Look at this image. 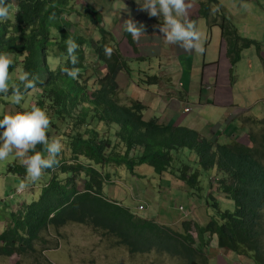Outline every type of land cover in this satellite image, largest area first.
Instances as JSON below:
<instances>
[{"label": "trees", "instance_id": "obj_1", "mask_svg": "<svg viewBox=\"0 0 264 264\" xmlns=\"http://www.w3.org/2000/svg\"><path fill=\"white\" fill-rule=\"evenodd\" d=\"M7 3L11 11L9 19L0 23V52L13 60L9 80L15 81L20 69L39 78L35 87H21L22 95L36 92L34 105L45 110L50 120L46 136L61 138L62 148L54 157L58 164L42 169L40 179L34 182L37 199L23 201L14 210L8 206L0 210V256L31 253L30 257L39 261L35 242L40 233L79 224L103 231L130 252L166 249L183 264H206L204 248L211 239L222 250L246 257L252 264H264V137L248 135L253 143L249 147L223 135L210 140L186 127L163 125L158 118L146 121L145 104L134 100L124 106L117 100L115 73L119 69L131 71L130 60L121 54L113 33L99 27L100 20L93 18L96 12L90 6H75V0ZM218 6V0L201 2L199 14L210 29L220 28L226 58L235 66L244 50L255 47L258 51L260 44L241 36L229 15L223 14L219 23L216 18L211 20L213 15H221ZM76 15L78 22L73 18ZM96 31L94 41L91 38H96ZM68 38L77 44L75 65L69 63L65 51ZM124 38L136 54L132 60L145 61L127 32ZM105 46L112 49L110 56H105ZM87 56L103 65V70L95 66L89 71L91 84L84 76ZM62 68L77 71L76 79L68 77ZM146 77L144 82L150 84L160 79L157 75ZM10 94L11 90L8 96L0 95V101L8 102ZM98 124L104 134L97 131ZM184 150L196 155V161H188ZM41 152L47 156L43 149ZM144 166L152 169L145 173L153 171L182 182L187 200L194 206L199 204L208 219H184L176 226L143 220L134 213L133 202L113 201L104 194L114 185L117 170L135 176L142 174ZM6 171L20 180L25 175L21 164ZM211 177L213 180L204 187L203 180Z\"/></svg>", "mask_w": 264, "mask_h": 264}, {"label": "rangeland", "instance_id": "obj_2", "mask_svg": "<svg viewBox=\"0 0 264 264\" xmlns=\"http://www.w3.org/2000/svg\"><path fill=\"white\" fill-rule=\"evenodd\" d=\"M186 2L189 5L188 10L192 2L189 0ZM218 2L221 15H213L211 20L216 18L219 23L223 14L231 16L241 36L260 44L261 57L257 54L255 47H250L243 51L241 61L235 66L226 60L224 54L219 60L220 40L215 43V36L217 39V35L220 33L218 28L219 31L214 32L211 49H209L212 38L210 34L209 40L205 36L201 38L200 43L203 50L201 52L194 51L192 74L189 76L190 83L188 82V92L190 91V93L186 96L183 86L177 82V68L171 66L167 69V64L170 61L168 63L165 58L162 61L153 58L148 61L130 60L128 66L131 71L127 73L125 70L119 69L115 73L114 83L121 87V91L118 90L117 92V100L124 106H130L134 100L141 101L145 104V111L147 110L143 113L146 121L161 117L159 122L163 125L168 124L174 127V124H177L176 126L197 131L198 134L210 140H215L218 135L233 140L236 138L244 146L250 147L253 143L248 135L257 138L264 137V55L262 54L264 53V0H218ZM86 4L97 13H94L93 18L96 17L98 22L100 20L99 27L104 28L108 33H113L115 41L121 37L117 36L115 31L121 28L124 18L133 16L131 18L134 20L144 16V11L139 10L134 0H75V6L83 7ZM87 11L90 13V8ZM83 17L86 19L85 16ZM73 18L78 22L77 15ZM160 19L159 16L152 18L156 24H159ZM204 23L202 25L206 28V22ZM200 31L201 27L198 29L199 33ZM93 36L96 38L91 39L95 41L98 38L97 31L93 33ZM124 44L127 45L125 41ZM222 45L224 50L225 44ZM87 46L88 44L85 46L86 53L89 55ZM158 46L164 48L162 43ZM206 47H208L207 52H205ZM128 48L131 47L128 46ZM134 56L136 57V54L133 52L132 58H135ZM171 58H173L172 62L179 64L177 60H174L175 55ZM93 59L95 58L87 56L85 60L86 71L84 72L87 73L84 76L85 78L88 77L89 84L93 82L90 79L91 73L89 71L95 66L98 70H103V65L97 64ZM160 63L162 64L160 65ZM55 64L58 65V60H55ZM205 64L208 65L203 70ZM202 72L204 82L216 85V101L220 103V106H211V104L204 102L200 106L193 104L199 103ZM146 74L149 76L157 75L162 80L159 87L157 83L144 82L148 79ZM207 86H211V90L214 89L213 85ZM204 87L206 88L205 84ZM192 91L196 93L197 100ZM155 93L167 100L165 108L155 106L153 99ZM177 94L178 98L175 97ZM22 96L23 99L18 106L30 107L36 103L35 91ZM185 97L186 103H182L180 108L181 98ZM8 99V102L0 101V113L17 109L16 105L10 103V98ZM175 103L177 104L175 115L180 114L181 116L179 120L173 122L171 120L174 113L172 107ZM184 109L189 110V112L184 113ZM234 119L235 122H240V125L239 123L233 124ZM97 131L99 134H104V128L99 124ZM55 133L58 134V132ZM223 140L228 142L227 139ZM42 149L40 144L35 146L36 151ZM184 151L186 153L183 156L188 161H196L194 158L196 155L193 156L191 152ZM20 159L14 157L13 152L5 160L0 161V210L4 206L14 210L19 203L38 197L36 183L33 186H26L30 190H26V188L18 190L21 180L6 171L12 165L20 164ZM176 163L180 164L179 162ZM149 169L152 170L148 166H144L143 170L141 169V173L146 176L142 174L132 176L130 173L129 176L123 169L117 170V176L113 179L114 185L106 188L104 194L113 201L133 202L131 207L134 213L143 220H155L161 224L176 226L180 220L184 219L191 222L208 219V216L204 217L203 209H200L199 204L194 206L187 200V192L184 191L182 182H178L171 176H157L153 171L144 172V170ZM138 171L140 172V170ZM211 180H213L212 177L204 179L203 186L208 187L207 185ZM145 194H147L146 197ZM15 201L16 203H14ZM140 205H144V209L138 211ZM180 206L183 208L182 212L178 210ZM1 231L2 226H0ZM191 232L196 238V231L192 229ZM40 235V239L35 242V249L39 252L36 258L39 261L30 257L31 253L24 256L13 254L8 257L0 256V264H183L180 257L170 256L166 249L158 247L147 252H130L126 246L115 245V238L112 240L103 231L95 230L88 225L67 224L58 229L52 227ZM206 246L204 248L206 264H252L246 257L233 255L229 251L218 248L213 239L209 240Z\"/></svg>", "mask_w": 264, "mask_h": 264}, {"label": "clouds", "instance_id": "obj_3", "mask_svg": "<svg viewBox=\"0 0 264 264\" xmlns=\"http://www.w3.org/2000/svg\"><path fill=\"white\" fill-rule=\"evenodd\" d=\"M134 2L138 5L139 10L145 11L148 16H159L162 19L159 32L162 33L166 42L171 44L180 42V46L186 50L193 49L196 52L203 50L200 43L201 35L195 29L194 22L187 18L186 10L189 5L186 0H134ZM10 11L7 0H0V23L9 19ZM12 15L14 16V12ZM122 30L135 41L141 32H144V25L126 17L123 19ZM76 48L75 41L68 38L65 51L68 54L69 63L72 65L77 63V58L73 54ZM103 51L105 56H110L112 49L105 46ZM12 63L13 60L7 53L0 52V95L8 96L9 90H11L10 103L20 105L23 99L21 87L24 90L33 88L39 78L35 74L20 69L15 81L10 82L8 69ZM61 71L72 79L77 77L75 70L62 68ZM186 112L189 110L184 109V113ZM49 124L48 114L37 105L0 113V161L5 160L13 152L14 157L21 158L19 162L24 168L25 175L18 185V190L26 188V183L37 182L41 177L42 169H50L53 165L58 164L54 157L61 151V138L46 136ZM37 144L43 145V151L47 153V156L43 155L41 151L34 150ZM139 207L137 210L141 211Z\"/></svg>", "mask_w": 264, "mask_h": 264}, {"label": "crops", "instance_id": "obj_4", "mask_svg": "<svg viewBox=\"0 0 264 264\" xmlns=\"http://www.w3.org/2000/svg\"><path fill=\"white\" fill-rule=\"evenodd\" d=\"M189 1L192 2V5L190 6V9L186 10L187 11V18L194 22L195 29L197 31L201 27V31H200L201 38H203L205 36V38L207 40H209V38H208L209 35L210 34L212 35V38L210 41V48H209V49H211L213 39H214V32H216V30H218V27H214L212 29H209L207 20L204 17L200 16V14H199L200 3L205 2L206 0H189ZM143 15L144 16H140L139 18L134 19L136 22L142 23L144 25V32H141L140 36L135 41L133 40L134 44L138 50V55L146 58L145 61H148L149 59H153V58L157 59L158 61H160V60L162 61L163 58H165V59H167L166 61H168V63L170 61V63L167 64L168 67H166V68L169 69V67H171V66L177 68V78H178L177 82L183 86V89L185 91V96H186L188 93H190V91L188 92V82L190 83L189 76L192 74L191 69H192V65H193L194 51L195 50H193V49H187L186 50V49L182 48L180 46V42H176L175 44H171V43L166 42L163 38L162 33L159 32V28L162 26V19H160L159 24H156L152 20L153 16H148L145 11H144ZM128 17L131 18L133 16H128ZM131 19H133V18H131ZM204 22H206V28L202 25V24H205ZM210 30H211V32H210ZM115 33L117 34V36L118 35L121 36L120 39L117 41V44H118L119 50H120L121 54L123 55V57H125L126 59H129V60L134 59V58H132V53H133L132 49L128 48V46H129L128 44L127 45L124 44V41L127 43V40L124 38V31L122 30V26L118 31H115ZM218 40H220V52H219V57H218V59L220 60L222 54H224V57H225V51L222 49L223 40L221 39V32L217 35V39L215 36V43ZM253 42L256 43L255 41H253ZM161 43H162V45H164V48H161L158 46V44H161ZM176 47L178 50L176 49ZM207 49H208V47L205 48V52H207ZM178 51H179V53H178ZM257 54L259 55V57H261L260 50L257 51ZM262 54L264 55V53H262ZM174 55H175L174 60H177L180 65L177 62H172L173 58H171V57H173ZM163 56H165V57H163ZM204 60L206 61V58ZM219 60H216V61H219ZM216 61H214V62H216ZM214 62H212V63H214ZM161 64L162 63H160V65ZM207 65L208 64H205L203 66V70L205 69V66H207ZM186 74H187V77H185ZM203 79H204V74L202 72L200 99L198 100L199 103H193V104H198V106H200V104L202 102H204L206 104H211V106H220V103H217V101H216L217 100L216 90H215L216 85H214L213 83L204 82ZM161 82H162V80L159 79L157 82L158 87H159ZM204 84L206 85V88L205 87L203 88ZM207 85H213L214 89L211 90V88ZM117 90L121 91V87L117 86ZM154 95L155 96H153V99H154L155 106L158 108H162V107L165 108L166 107L165 102H167V100H164L162 97L159 96V94L157 95V93H155ZM175 97L178 98V94ZM194 98H196V93H194ZM196 100H197V98H196ZM179 102L180 101L178 100V103ZM182 103H186V97L181 98V103H179L180 108H181ZM172 109H174V111L172 110L174 113L171 117V120L173 122H176L177 119L179 120L180 119L179 117L181 116L180 114L175 115L176 114L175 109H177L176 103L173 104ZM145 112H147V110ZM183 112H184V110H183ZM162 114H164V113H162ZM228 115L230 116V113H228ZM160 118L161 117H159L158 119H160ZM235 121L236 120L234 119L233 124L239 123V125H240V122H235ZM174 125L176 126L177 124H174ZM232 130H235V128H232ZM241 130L243 131V128H241ZM236 132H237V129H236ZM246 133H248V132H246ZM237 135H238V133H237Z\"/></svg>", "mask_w": 264, "mask_h": 264}, {"label": "built area", "instance_id": "obj_5", "mask_svg": "<svg viewBox=\"0 0 264 264\" xmlns=\"http://www.w3.org/2000/svg\"><path fill=\"white\" fill-rule=\"evenodd\" d=\"M139 209H140V210H142V209H143V207H142V206H140V207H139Z\"/></svg>", "mask_w": 264, "mask_h": 264}]
</instances>
